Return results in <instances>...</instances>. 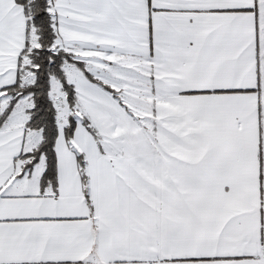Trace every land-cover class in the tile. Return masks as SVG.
<instances>
[{"label":"snow or ice","instance_id":"1","mask_svg":"<svg viewBox=\"0 0 264 264\" xmlns=\"http://www.w3.org/2000/svg\"><path fill=\"white\" fill-rule=\"evenodd\" d=\"M0 264H264V0H0Z\"/></svg>","mask_w":264,"mask_h":264}]
</instances>
